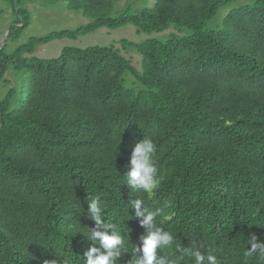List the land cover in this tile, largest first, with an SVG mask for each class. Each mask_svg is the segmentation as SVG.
<instances>
[{
	"label": "trees",
	"instance_id": "1",
	"mask_svg": "<svg viewBox=\"0 0 264 264\" xmlns=\"http://www.w3.org/2000/svg\"><path fill=\"white\" fill-rule=\"evenodd\" d=\"M4 1L15 19L0 48V264H83L94 242L72 226L95 227L88 195L99 196L125 237L120 264L147 231L131 207L136 198L170 217H157L174 234L161 255L176 260V244L195 241L219 264H264L243 255L252 235L264 242V0L231 10L219 30L206 26L237 0H156L139 12L116 11L115 0H65L86 24L31 36L13 51L8 43L30 13L21 0ZM127 24L189 35L122 40L142 55V73L114 45L34 55L53 40ZM144 135L157 145L162 177L151 199L123 184Z\"/></svg>",
	"mask_w": 264,
	"mask_h": 264
},
{
	"label": "clouds",
	"instance_id": "2",
	"mask_svg": "<svg viewBox=\"0 0 264 264\" xmlns=\"http://www.w3.org/2000/svg\"><path fill=\"white\" fill-rule=\"evenodd\" d=\"M156 152L157 145L154 139L149 135H144L133 145L128 161V171L124 173L123 184L129 186L131 190L146 193L148 199L154 196L162 179L158 174ZM86 199L88 216L95 221V227L85 230L81 226H72L73 234L83 233L94 242L93 246L84 253L83 264H120L119 258L129 251L125 237L106 220L104 215L106 205L99 196L88 195ZM131 207L135 210V217L140 218L139 224L147 231L139 237L138 244H132L133 258L127 261V264H179L184 257L191 258L192 264H219L213 249L203 248L202 250L195 241L189 247L176 244V252L179 253L176 260L161 255L160 253L172 247L174 234L170 229L166 230L160 226L157 217L162 216L164 220L170 217L164 215L162 208H150L141 198L133 199ZM243 255L246 260L254 256L264 260V242L258 241L257 237L252 235L248 238V247ZM45 264H56V261H45Z\"/></svg>",
	"mask_w": 264,
	"mask_h": 264
},
{
	"label": "rangeland",
	"instance_id": "3",
	"mask_svg": "<svg viewBox=\"0 0 264 264\" xmlns=\"http://www.w3.org/2000/svg\"><path fill=\"white\" fill-rule=\"evenodd\" d=\"M30 13V24L17 40L8 43V49L13 51L19 44L27 42L31 36H42L51 31L62 29H75L86 24L88 19L80 11H70L65 0H21ZM156 0H115L113 5L116 11L131 9L139 12L151 9ZM252 0H237L222 7L217 16L206 26L207 30H219L223 26L224 19L228 13L236 8L251 4ZM0 45L5 38V32L11 25L15 16L12 9L4 0H0ZM189 35L187 29L170 26L162 32L145 33L140 32L134 25L127 24L115 29L106 27L99 28L95 32L79 36L77 39L62 38L53 40L47 44L39 45L34 53L40 58H55L60 55L65 47H88V46H111L114 45L121 54L132 62L135 69L142 73V55L135 47L123 45L122 40L140 44L147 40L156 39L166 41L172 36ZM126 74L130 86L139 87L133 76ZM128 85V86H129Z\"/></svg>",
	"mask_w": 264,
	"mask_h": 264
},
{
	"label": "water",
	"instance_id": "4",
	"mask_svg": "<svg viewBox=\"0 0 264 264\" xmlns=\"http://www.w3.org/2000/svg\"><path fill=\"white\" fill-rule=\"evenodd\" d=\"M11 27H12V25L8 26L7 31L5 32V38L2 40L0 48H2L5 45L6 39H7L8 35H9Z\"/></svg>",
	"mask_w": 264,
	"mask_h": 264
}]
</instances>
